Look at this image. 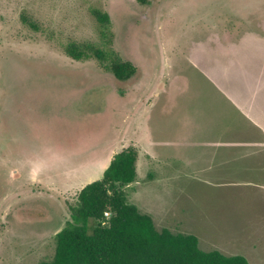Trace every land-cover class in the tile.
Returning <instances> with one entry per match:
<instances>
[{
	"label": "rangeland",
	"instance_id": "1",
	"mask_svg": "<svg viewBox=\"0 0 264 264\" xmlns=\"http://www.w3.org/2000/svg\"><path fill=\"white\" fill-rule=\"evenodd\" d=\"M108 40L119 81L70 42ZM118 185L156 229L264 264V0H0V264L51 261L80 191Z\"/></svg>",
	"mask_w": 264,
	"mask_h": 264
},
{
	"label": "trees",
	"instance_id": "2",
	"mask_svg": "<svg viewBox=\"0 0 264 264\" xmlns=\"http://www.w3.org/2000/svg\"><path fill=\"white\" fill-rule=\"evenodd\" d=\"M146 6L150 0H135ZM102 27L103 46L70 42L64 46L75 61L96 59L119 81L135 75L132 62H124L108 40L111 19L94 11ZM138 151L129 147L118 153L103 179L86 185L71 207V221L56 235L51 261L41 264H249L243 256H226L220 251H203L198 237L156 229L153 219L128 202L118 185H129L137 177ZM109 212V217L105 213Z\"/></svg>",
	"mask_w": 264,
	"mask_h": 264
},
{
	"label": "crops",
	"instance_id": "3",
	"mask_svg": "<svg viewBox=\"0 0 264 264\" xmlns=\"http://www.w3.org/2000/svg\"><path fill=\"white\" fill-rule=\"evenodd\" d=\"M260 159L263 161L262 164H260V169L264 170V153H258Z\"/></svg>",
	"mask_w": 264,
	"mask_h": 264
},
{
	"label": "built area",
	"instance_id": "4",
	"mask_svg": "<svg viewBox=\"0 0 264 264\" xmlns=\"http://www.w3.org/2000/svg\"><path fill=\"white\" fill-rule=\"evenodd\" d=\"M110 215H111V213H109V212H106V213H105V216H106V217H109Z\"/></svg>",
	"mask_w": 264,
	"mask_h": 264
}]
</instances>
